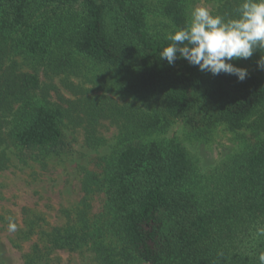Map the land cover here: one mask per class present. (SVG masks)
Returning a JSON list of instances; mask_svg holds the SVG:
<instances>
[{
	"label": "trees",
	"instance_id": "trees-1",
	"mask_svg": "<svg viewBox=\"0 0 264 264\" xmlns=\"http://www.w3.org/2000/svg\"><path fill=\"white\" fill-rule=\"evenodd\" d=\"M194 1L0 0V172L10 166L12 151L27 161L70 149L63 126L70 107L53 99V84L39 68L26 67L31 58L60 72L81 55L102 67L117 89L150 101L143 108L91 99L89 115L120 123L122 144L109 160L97 158L95 187L86 184L78 220L41 236L24 264H48L47 248L85 245L104 264H260L264 236L250 237L264 223V69L257 63L264 50L240 59L251 70L231 61L247 69L242 82L202 72L184 58L169 65L161 59L167 36L190 21ZM207 1L216 4L212 14L225 18H235L241 3ZM151 15L167 20L170 33L151 31ZM178 121L192 133L219 124L247 128L242 151L221 170L211 200L191 186L181 141L162 135Z\"/></svg>",
	"mask_w": 264,
	"mask_h": 264
},
{
	"label": "rangeland",
	"instance_id": "rangeland-1",
	"mask_svg": "<svg viewBox=\"0 0 264 264\" xmlns=\"http://www.w3.org/2000/svg\"><path fill=\"white\" fill-rule=\"evenodd\" d=\"M197 6L207 7L211 13L216 8L212 1L195 0L189 17ZM148 27L163 33L171 30L170 23L158 15L148 17ZM238 62L251 70L242 60ZM26 67L39 68L43 81L53 84V99L63 100L66 109L70 107L63 125L70 149L27 161H21L16 151L9 152L11 164L0 172V217H4L0 218V264H24L26 254L40 242L41 236L66 229L78 220L85 208L84 197L88 196L86 184L92 189L95 187L91 175L98 174L94 172L100 169L97 158L109 160L121 146L120 123L109 117L92 118L89 115L91 99L108 97L121 105L133 103L143 108L150 105L149 99H137L117 89L102 67L81 55H75L65 71L47 69L33 58L27 61ZM246 131L247 128L233 130L219 124L213 129L192 133L178 121L171 123L162 135H175L181 141L191 160V186L200 191L201 199L211 200L221 185V170L242 151L241 134ZM92 195L89 193V199ZM9 217L15 219V232L8 231ZM260 229H264V223L256 226L250 238ZM46 250H50L48 264H104L91 245L75 250Z\"/></svg>",
	"mask_w": 264,
	"mask_h": 264
},
{
	"label": "clouds",
	"instance_id": "clouds-1",
	"mask_svg": "<svg viewBox=\"0 0 264 264\" xmlns=\"http://www.w3.org/2000/svg\"><path fill=\"white\" fill-rule=\"evenodd\" d=\"M235 18L212 14L207 7L197 6L191 11L190 21L169 34L171 43L161 52V59L169 65L184 58L200 71L213 75H235L239 81L248 76L245 68L234 66L235 59H248L257 49L264 50V0H241ZM264 69V56L257 62ZM17 224L8 218V231L15 232ZM264 236V229L258 230ZM264 264V252L259 255Z\"/></svg>",
	"mask_w": 264,
	"mask_h": 264
}]
</instances>
